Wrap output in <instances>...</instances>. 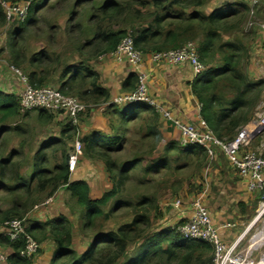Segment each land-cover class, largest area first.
<instances>
[{
    "label": "trees",
    "instance_id": "obj_1",
    "mask_svg": "<svg viewBox=\"0 0 264 264\" xmlns=\"http://www.w3.org/2000/svg\"><path fill=\"white\" fill-rule=\"evenodd\" d=\"M21 1L29 4L28 15L23 22H12L17 27L11 31L13 39L9 49L15 67L23 68L25 59L16 50V39L39 24L40 14L45 10L51 11L52 7L49 6L57 0H0V28L6 23L1 3L14 5ZM61 2L64 0L54 5L58 6ZM201 4V0H150L134 7L131 3L116 0H74L67 6V19L62 31L66 25L67 34L74 35L78 41L79 45L70 44L72 51L81 56L79 62L61 66L52 56L39 52L27 63L30 69L24 70L27 83L34 89H40L49 87L46 85L54 80L58 86L56 90L86 106L87 115L91 110L104 106L105 115L112 118L110 123L117 125L109 124V133L91 131L81 136L79 129L82 121L79 119L76 127H72L68 121L60 128L59 139L47 140L39 146L25 171H21L22 160L25 159L22 150L5 152V144L11 134L17 135L22 131L19 127L6 125L21 116L18 94L0 90V192L8 196L6 201L9 202V208L0 210V224L23 220L25 234L39 245L36 254L44 252V246L51 244L47 264H214L212 248L207 242L186 239L177 231L185 220H179L175 229L151 230V212L159 211L156 198L141 196L135 203L116 202L106 211L109 203L117 198L121 184L128 181L131 173L137 169L144 174H160L162 170H171V162L177 164L189 156L199 160L202 169L206 152L197 146L182 147L179 141L172 140L165 143L160 158L150 159L149 163L141 166L142 161L146 160L145 155L153 152L151 147L149 152L144 150L147 140L153 138L158 141L162 137L160 129L154 125L159 124L160 114L147 103L122 107L109 104L108 93L101 87L99 75L86 65L91 60L114 53L126 37L131 38L134 49L142 56L177 50L196 40L198 60L205 71L191 82V93L199 104V116L208 131L220 142L231 141L253 117L261 102L264 80L250 81L240 71L241 61L247 59V50L243 45L221 44L222 34L234 28V20L239 12L223 13L222 9H218L202 15L192 11ZM240 7L246 9L245 6ZM87 11L90 14L83 23V14ZM59 30V27H48V31L54 35ZM48 38L53 43L51 36ZM81 39L84 40L82 44ZM136 86V75L129 76L124 82V89L129 93ZM51 113L39 110L38 119L51 123L53 114H57ZM143 114L150 115V119L142 127L143 130L140 128L145 134L140 137L139 150L126 162L116 163L113 156L124 152L128 143V124L138 121ZM169 124L174 129L173 124ZM74 140L80 142L83 150L81 157L100 162L110 179L111 189L98 199L90 198L86 181L71 177L70 164L74 154L64 145ZM51 158L55 160L53 164ZM61 189L76 206L71 213L78 215L81 234L87 239L84 248L75 247L73 226L65 216L52 217L44 223H25L24 218L29 211L48 205ZM257 195L260 200L261 194ZM120 209L131 214L133 218L130 222L120 225L116 231H102L103 222L113 218ZM131 245H135L136 249L130 253ZM0 246L7 251L5 264H32L33 257L24 259L19 255L23 240L10 241L0 232Z\"/></svg>",
    "mask_w": 264,
    "mask_h": 264
},
{
    "label": "rangeland",
    "instance_id": "obj_2",
    "mask_svg": "<svg viewBox=\"0 0 264 264\" xmlns=\"http://www.w3.org/2000/svg\"><path fill=\"white\" fill-rule=\"evenodd\" d=\"M58 1L60 0L54 1L53 5L50 4L52 6L49 7H52L53 10H45L40 14L39 24L27 29L17 37L16 50L19 51L25 59L23 68L21 66L15 67L11 60L12 53L9 49V45L13 39L11 31H13L17 25L6 22L3 27L0 28V86H6L8 84L11 87L10 90L19 94L23 88L20 77L10 68L13 66L16 70L18 68L21 76L25 78L27 74L24 70L30 69L27 63L33 55L42 51L43 53L52 56L53 60H58L61 66L65 63L76 64L79 62L81 56H79L78 53L73 52L71 46V44L79 45L78 41L75 40L74 35L67 34L68 32L66 31H68V28L66 29V25V31H62L64 27L63 23L67 19L65 11L67 6H70L74 0H64V2H61L62 4L55 6L54 3ZM98 1L102 2L106 0ZM116 1L131 3L136 7V5H140L141 2L146 3L150 0ZM201 2V6L192 11L202 15H207L218 9H222L224 11L223 13H228L234 10L239 12L237 19L234 20V28L222 34L221 44L233 43L243 45L247 50V59L241 61L239 67L240 71L250 81L264 80V0H201ZM241 5L245 6L246 9H242L240 7ZM143 11L145 12L146 10ZM89 14L90 11L83 14V23L85 19L88 18ZM50 25L53 27H59L61 30L54 35L48 31ZM48 36H51L53 43L49 42ZM84 38L85 37L83 36L82 39ZM82 39L81 44L84 42ZM189 42L196 47V40ZM87 53L88 52L86 51L85 54ZM46 67L48 66L46 65ZM54 67L58 66L55 65ZM46 86L54 89L58 88L57 83L54 80ZM6 89L7 90L4 91H9L8 88ZM260 99V103L264 104V90ZM38 112L39 110H32L28 113H21L19 118L6 123V125L8 124L7 126L19 127L22 129L17 135L11 134L5 144L6 153L10 150L23 151L25 159L22 160L23 165L21 171H25L29 168L32 155L43 142L59 139L61 126L68 122L62 114L57 113L53 114L54 120L51 123H44L38 119ZM86 115L87 111L85 109L79 119L83 121L86 118ZM107 115L104 116L106 119L109 117ZM149 117L150 115L147 116L146 114H143L141 119L128 124L126 131L128 143L124 152L113 156L116 163L126 162L139 150L140 137L145 134L140 128L143 130L142 127H144V124L149 121ZM108 124L113 123H110V120L108 119ZM113 125H117V123H114ZM154 125L157 126L158 129L160 128L159 124L155 123ZM162 137H160L158 141H154L153 138L147 140L144 150L149 152L148 149L151 147V151L153 152H151L150 155H145L146 160L142 161L140 164L141 166L149 163L150 159H157L156 157L160 158L163 155V147L165 143L176 140L175 137L169 138L168 135ZM76 141L79 142L78 140H74V142L66 143L64 148L70 150L71 154H74L75 163L77 166L79 165V171H77V173L74 172L77 175L76 179L85 180L91 190L90 198L98 199L103 193L108 192L111 189L112 186L110 179L100 162L96 161L94 163L91 161L89 165H83V158L81 157L83 152L82 148H80L79 153H75L74 144ZM259 141L264 143V134L252 141L248 147ZM61 147L63 148V145H60V148ZM55 148H57V145ZM52 149H54V147ZM250 152L262 154L261 152L252 149H250ZM78 158H81L80 162L76 161ZM50 161L52 164L55 162L53 158H51ZM199 162L200 161L196 158L189 156L187 159L181 160L177 164L171 162V170H162V173L160 174H144L140 169H137L134 173H131L128 181L121 184L117 198L109 203L106 211L113 207L116 202L130 201L131 203H135L141 198V196H150L156 198L159 205L158 212H151V230L155 231L166 228L175 229L176 224L182 218V214L185 215L190 200L195 197L198 198L197 195L201 192L203 186L204 188L207 186V181H209V179L213 182V185L210 186L208 192L209 196L206 199L205 204L208 203L211 208H215L216 205L224 204L223 201L217 197L221 196L219 194L222 190L221 187L224 185L229 186V184L221 182L219 179V172H216L215 169H210L213 170V172L208 170L209 172L206 174L205 171L199 167ZM81 170L82 172L80 174ZM200 183L203 186H201ZM228 193H231V191ZM229 196L231 197V194H229ZM6 199H8V196L1 191L0 210L2 211L9 208V202L6 201ZM177 201L181 206L175 209L173 205ZM263 205L264 200H259V196L257 195L253 212L250 213L248 218L244 220L239 227L237 225L234 227V229L238 228V234L229 239L224 238L225 243L221 240L226 247H230L237 242L238 244L235 254L240 255L241 259L249 264H258L260 260L264 259V212L260 215ZM74 207L76 206L70 199L69 195L61 189L56 196L49 201L48 205L35 207L26 214L24 220L27 225H30L34 222L44 223L48 219H51V217H58L60 215L67 217L73 226V234L76 242L75 247L81 249L84 248L87 239L83 238L81 234V226L77 219L78 215L71 213V210ZM132 218L133 217L130 213H125L124 210L121 211L120 209L117 211L116 215H113V218L103 222L102 231H116L120 225L129 223ZM42 220L45 221L42 222ZM45 247L44 252H40L33 256L32 264H47L51 249L47 246ZM135 249V245H131L129 247L130 253Z\"/></svg>",
    "mask_w": 264,
    "mask_h": 264
},
{
    "label": "built area",
    "instance_id": "obj_3",
    "mask_svg": "<svg viewBox=\"0 0 264 264\" xmlns=\"http://www.w3.org/2000/svg\"><path fill=\"white\" fill-rule=\"evenodd\" d=\"M6 16V22L25 21L28 15L29 4L20 2L9 5L1 3ZM114 57L121 61L125 59L136 68L139 66L142 54L137 52L130 37L124 38L117 46ZM153 62H165L172 65H187L194 76L205 71L204 65L198 60L196 48L188 43L177 50H170L162 53L150 55ZM20 77L23 86L18 94L19 108L21 113L32 110H45L52 113H60L70 123L72 127L78 125L80 115L85 111L86 106L76 98L65 96L58 90L45 87L34 89L27 83L26 78L22 77L20 72L14 67L10 68ZM147 103L153 105L149 99L146 85V76L142 73L137 75L136 89L119 97L116 100L117 105ZM154 106V105H153ZM160 116L167 122H171L174 129L179 133V144L182 147H200L204 149L208 156H212L213 149H219L227 158L229 163L237 170L239 176L247 181L246 187L249 191L261 194V200H264V155L254 152H242L248 145L258 138L264 132V104L260 103L251 118L229 142L218 141L209 131L200 132L193 126L184 124L176 120L172 115L161 107H154ZM80 143L75 142V153L80 151ZM75 165V158L70 166L71 171ZM262 204V203H261ZM177 201L173 207H180ZM190 215L185 223L178 226L177 231L184 238L194 241L207 242L212 248L214 264H249L241 259L240 255L235 254L237 242L230 247H226L213 227L210 216L205 209L200 197L190 203ZM224 226L223 228H228ZM0 232L4 233L10 241L23 240V248L19 255L24 259H31L38 251L39 245L25 234L23 220H11L0 224ZM7 251L0 246V264H5ZM264 262V259L260 260ZM258 263V264H259Z\"/></svg>",
    "mask_w": 264,
    "mask_h": 264
},
{
    "label": "crops",
    "instance_id": "obj_4",
    "mask_svg": "<svg viewBox=\"0 0 264 264\" xmlns=\"http://www.w3.org/2000/svg\"><path fill=\"white\" fill-rule=\"evenodd\" d=\"M86 65L99 75L100 85L108 93L109 104H116V100L119 97H123L130 92L129 90L124 89V82L129 76H137L138 73H142L146 76L147 92L149 99L154 105H152L153 107L163 108L165 111L169 112L174 119L179 120L184 124L191 125L200 132L208 131L199 116V104L191 93L190 84L195 76L187 65H172L165 62H153L149 56L143 55L139 66L136 68L125 59L118 61L113 54L98 57L89 61ZM8 86V84L6 86L1 85L0 90H7L6 88H8L9 91H6L7 93L13 92L10 90L11 87ZM124 105L126 104L118 106L122 107ZM104 110L105 107L103 106L89 112L86 119L80 124L79 134L81 136L88 135L91 131L95 133H109L108 119L111 122L112 118L109 116L108 119H106L104 117ZM159 125L163 137L168 135L169 138L175 137V141H179V133L171 128L172 126L169 122H166L160 117ZM262 134H264V132ZM250 149L264 154V143L262 141L253 143L249 147H246L242 152H250ZM205 154L206 161L202 168L205 173L207 174L209 171L213 172V170L210 169H215L216 172H219L218 174L220 175L219 179L221 182L229 184V186L224 185L221 187L222 194L218 192L221 196L217 198L223 201L224 204L216 205L215 208H211L208 203L205 204V201L209 196L208 192L210 186L213 185V182H211L210 179L207 181L208 184L205 188L200 183L203 187L201 192L197 195V197L201 198L202 203L210 216L212 225L217 230L218 236L224 242L226 238L229 239L238 234V228L234 229L235 225L239 227L240 224L248 218L250 213L253 212L257 193L251 192L247 189V181L239 176L237 170L229 163L225 155L219 149L214 148L212 156H208L207 153ZM82 160L83 165H89L91 163L89 160ZM76 161L80 162L81 158H78ZM92 162L95 163L96 161ZM78 169L79 165L77 166L75 163L71 171V177L73 179H76L77 175L75 173L79 171ZM81 172L82 170L80 171V174ZM229 191H231V193H228ZM229 194H231V197ZM195 198L190 200V203ZM190 203L185 215L182 214L180 220L186 221L188 219L190 215ZM43 221L45 220H42V222ZM224 226L229 227L223 228ZM47 247L52 250L50 243L47 244ZM45 248L46 247L44 246L43 250H45Z\"/></svg>",
    "mask_w": 264,
    "mask_h": 264
},
{
    "label": "bare ground",
    "instance_id": "obj_5",
    "mask_svg": "<svg viewBox=\"0 0 264 264\" xmlns=\"http://www.w3.org/2000/svg\"><path fill=\"white\" fill-rule=\"evenodd\" d=\"M264 212V205L261 208L260 215ZM259 264H264V262H260Z\"/></svg>",
    "mask_w": 264,
    "mask_h": 264
}]
</instances>
